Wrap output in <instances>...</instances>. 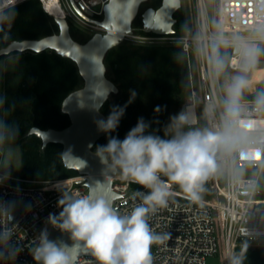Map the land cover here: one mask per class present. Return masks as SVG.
<instances>
[{
    "label": "built area",
    "instance_id": "built-area-1",
    "mask_svg": "<svg viewBox=\"0 0 264 264\" xmlns=\"http://www.w3.org/2000/svg\"><path fill=\"white\" fill-rule=\"evenodd\" d=\"M28 0H0V13ZM43 10L54 19H63L89 34L104 32L98 25L86 20L75 9L71 0H39ZM81 3L92 19L102 20L106 2L95 9L88 0ZM213 26L209 22L205 0H196V34L184 37H140L146 44L173 43L182 46L188 63L190 88L185 98V110H192L199 124L205 112L206 128L219 130L223 125L221 101L223 85L209 60L210 43L220 34L231 40L245 37L258 47L264 45V0H217ZM87 15V14H86ZM136 40V39H135ZM232 73L239 71L240 57L234 53L229 59ZM254 69V68H253ZM250 70L251 71H253ZM250 72L248 74H250ZM198 76V81H197ZM193 103L189 104L188 99ZM239 133L237 148L217 153V170L203 184L200 200L193 202L173 185V195L166 208L150 215L151 227L160 234L169 235L162 244L152 247L153 264H207L208 259L220 255L221 264H232L245 247L264 248V190L261 176L264 171V108L255 100L242 98L236 117ZM237 168L256 169L255 177H239ZM87 175L56 179L29 180L13 177L1 171L0 158V264H36L33 249L38 245L42 231L62 233L49 216L58 217V201L65 193L76 195L89 188L84 185ZM112 190L117 195L114 206L129 212L139 198L132 200L136 191H146L139 185L124 180L118 173L112 176ZM21 200L27 205L11 220V201ZM51 224V228L48 225ZM94 261L81 256L80 264Z\"/></svg>",
    "mask_w": 264,
    "mask_h": 264
},
{
    "label": "clouds",
    "instance_id": "clouds-1",
    "mask_svg": "<svg viewBox=\"0 0 264 264\" xmlns=\"http://www.w3.org/2000/svg\"><path fill=\"white\" fill-rule=\"evenodd\" d=\"M261 38L264 39V30ZM228 47L240 57V65L239 71L223 85L222 127L219 130L194 127L195 118L190 111L183 110L170 117L165 136L149 132L150 123L140 117L122 140L110 137L98 149L101 162L109 172L118 173L146 190L132 194V200L139 198L140 203L121 213L112 197L101 194L97 186L82 194L65 193L58 201L61 206L58 217L50 215L49 220L68 234L71 243L51 240L47 230L42 231L33 249L36 264H80L82 255L94 258L89 264H153L152 247L162 244L169 235L157 233L151 227L150 215L168 206L173 185L188 199L199 201L203 184L217 170V153L238 146L236 117L243 93L249 87L247 74L255 68L264 49L245 37L229 40L223 34L215 36L210 43L209 60L217 78L228 67L226 55L221 53V49ZM135 95L133 90L131 96ZM255 103L264 108V92L256 96ZM125 107L113 106L106 120L97 121L98 128L105 133L113 132ZM159 110L157 107L156 111ZM232 264H239V260H233Z\"/></svg>",
    "mask_w": 264,
    "mask_h": 264
},
{
    "label": "trees",
    "instance_id": "trees-1",
    "mask_svg": "<svg viewBox=\"0 0 264 264\" xmlns=\"http://www.w3.org/2000/svg\"><path fill=\"white\" fill-rule=\"evenodd\" d=\"M161 2L162 0H150L148 6L157 9ZM144 8L133 24L134 34L156 37L155 34L143 31ZM174 18L177 21L174 26L175 34L168 37H184L186 27L181 9ZM70 30L74 40L80 43L87 42L93 36L73 24H70ZM58 32L54 18L43 10L39 0H28L0 13V49L13 41L38 40ZM260 48L264 49V45ZM221 53L226 55L229 63L232 47L221 49ZM13 55L23 57V78L14 93H11L14 96L12 109L18 112L23 107H29L32 118L23 119L19 124L13 122L9 130L0 137V146H20L21 177L24 179L44 181L78 176V172L65 167L61 144L51 143L43 149L41 139L35 135L28 136L33 127L63 130L70 126V118L62 113L61 108L66 97L83 86L77 65L54 51L15 52L0 57V61ZM263 60L264 54L258 61ZM105 65L107 76L118 87L119 93L109 98L102 107V113L107 118L113 106L126 107L118 127L113 132L106 133L96 143L93 151L99 152V147L105 145L112 136L122 140L140 117L150 123L149 132L165 136L170 123L169 110L172 103L186 97L190 88L187 57L182 46L173 43H136L126 39L108 53ZM230 73L228 65L220 80L224 82ZM263 79L264 69H255L249 78V88L253 91ZM133 90L136 93L134 98L131 96ZM260 92H264V81L259 84L255 94H249L246 89L242 98L255 100ZM157 107L160 109L158 112ZM261 187L264 190V171ZM262 198L264 199V194ZM237 260L239 264H264V248L245 247Z\"/></svg>",
    "mask_w": 264,
    "mask_h": 264
},
{
    "label": "water",
    "instance_id": "water-1",
    "mask_svg": "<svg viewBox=\"0 0 264 264\" xmlns=\"http://www.w3.org/2000/svg\"><path fill=\"white\" fill-rule=\"evenodd\" d=\"M71 1L81 16L105 31L94 34L85 43H80L72 37L68 21L54 19L59 28L58 33L38 40L13 41L0 49V57L15 52L54 51L77 65L83 86L68 95L61 108L62 113L69 116L70 126L63 130H41L33 127L28 136L35 135L41 139L43 149L51 143L61 144L65 167L78 172L79 175H87L84 183L86 187L97 186L101 194L110 195L114 200L117 195L112 190L111 177L116 173L109 172L101 162L100 153L93 151L96 143L106 135L97 126L98 120L107 119L102 113V107L112 95L119 93L118 87L107 76L105 60L112 49L134 35L133 24L142 5L148 0H103L106 2L104 15L102 20L98 21L92 19L93 14L86 11L81 3ZM181 7L182 0H162V5L157 10L147 9L142 14L143 31L157 36L174 35L177 22L174 15ZM234 53L236 54L235 50ZM188 103L192 104L193 100L188 99ZM98 182L101 183L97 185ZM26 205L25 201L12 200L11 220H14ZM48 227L51 228V224ZM49 239L71 243L66 233L51 231Z\"/></svg>",
    "mask_w": 264,
    "mask_h": 264
},
{
    "label": "rangeland",
    "instance_id": "rangeland-1",
    "mask_svg": "<svg viewBox=\"0 0 264 264\" xmlns=\"http://www.w3.org/2000/svg\"><path fill=\"white\" fill-rule=\"evenodd\" d=\"M88 2L95 8L100 9V2L98 0H88ZM206 11L209 22L213 26L215 22L216 15V0H205ZM182 13L184 15L186 34L195 35L197 30L195 27V16H196V0H182ZM133 36L127 38L131 42L140 43L137 38ZM136 39V40H135ZM23 57L19 55L9 56L8 58L0 61V137L3 136L8 130L9 126L13 122L17 124L21 123L23 119H31L32 114L29 107H23L22 110L16 112L13 110L12 103L14 101V93L23 78ZM264 68V60L258 61L255 69ZM253 70V71H254ZM236 73H230L227 79L222 82L224 85L227 81L231 79V76ZM248 75V79L252 76V71ZM198 81V76H197ZM259 84L256 85L255 89L252 91L249 87L247 88L249 94H255L257 92ZM185 98L180 100H175L169 110L170 116L176 115L178 112L183 111V105L185 104ZM200 116L203 117L199 124L194 126L198 128H206L205 123V112L201 110ZM187 130V129H185ZM0 158H1V171L9 176L20 177L21 176V161H22V151L20 146H13L5 144L0 146ZM237 175L239 177H255L256 169L254 168H237ZM259 225L264 226V216L258 222ZM207 264H221L220 255L212 256L208 259Z\"/></svg>",
    "mask_w": 264,
    "mask_h": 264
},
{
    "label": "flooded vegetation",
    "instance_id": "flooded-vegetation-1",
    "mask_svg": "<svg viewBox=\"0 0 264 264\" xmlns=\"http://www.w3.org/2000/svg\"><path fill=\"white\" fill-rule=\"evenodd\" d=\"M149 3H150V0H148V2H146L145 4H143L142 7H141V9H140V11H142V8H144V7H145V8H144V12H145L147 9H149V8H153V9H155V8L152 7V6H148ZM161 5H162V2H161ZM161 5H160V6H161ZM160 6H159V7H160ZM159 7H158V8H159ZM158 8H157V9H158ZM157 9H155V10H157Z\"/></svg>",
    "mask_w": 264,
    "mask_h": 264
},
{
    "label": "bare ground",
    "instance_id": "bare-ground-1",
    "mask_svg": "<svg viewBox=\"0 0 264 264\" xmlns=\"http://www.w3.org/2000/svg\"><path fill=\"white\" fill-rule=\"evenodd\" d=\"M257 69V68H256ZM264 69V68H263ZM254 70V69H253ZM252 73H253V71H252ZM264 81V79L260 82V83H262ZM259 83V84H260ZM190 112H191V114L193 115V117L195 118V121H196V117H195V114H194V112L192 111V110H190ZM196 123V122H195Z\"/></svg>",
    "mask_w": 264,
    "mask_h": 264
}]
</instances>
